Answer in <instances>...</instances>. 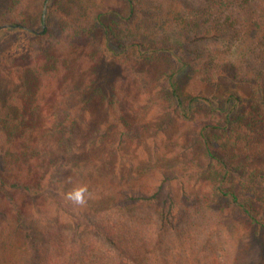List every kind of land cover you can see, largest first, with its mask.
<instances>
[{
    "label": "trees",
    "instance_id": "1",
    "mask_svg": "<svg viewBox=\"0 0 264 264\" xmlns=\"http://www.w3.org/2000/svg\"><path fill=\"white\" fill-rule=\"evenodd\" d=\"M7 24L0 264H264V0H0Z\"/></svg>",
    "mask_w": 264,
    "mask_h": 264
},
{
    "label": "rangeland",
    "instance_id": "2",
    "mask_svg": "<svg viewBox=\"0 0 264 264\" xmlns=\"http://www.w3.org/2000/svg\"><path fill=\"white\" fill-rule=\"evenodd\" d=\"M46 13H47V10H45V14H44L45 16H44V18L46 17ZM44 27H45V24H44ZM17 36H18V34H16V33H14V34L13 33H6L4 39H2V37H1L0 45H1V42L4 44V46L11 45L16 40ZM193 89L195 91H200V89H201L200 82L196 81L194 83ZM240 90L243 93H246V94L248 93V88L246 86H242L240 88ZM232 221L233 220H229L227 222L228 228L231 229L233 232H237L238 231L239 234H241L242 236H244L243 237V240H242L243 243L246 242V240H248L250 238L248 236V232L246 230V226L243 225L242 223H236L235 221L234 222H232ZM262 242L264 243V237L262 238Z\"/></svg>",
    "mask_w": 264,
    "mask_h": 264
},
{
    "label": "clouds",
    "instance_id": "3",
    "mask_svg": "<svg viewBox=\"0 0 264 264\" xmlns=\"http://www.w3.org/2000/svg\"><path fill=\"white\" fill-rule=\"evenodd\" d=\"M84 189H79L77 191H75L74 193L69 195V199L75 201L76 203H83V193H84Z\"/></svg>",
    "mask_w": 264,
    "mask_h": 264
},
{
    "label": "water",
    "instance_id": "4",
    "mask_svg": "<svg viewBox=\"0 0 264 264\" xmlns=\"http://www.w3.org/2000/svg\"><path fill=\"white\" fill-rule=\"evenodd\" d=\"M45 10H47V6L45 7ZM44 16H45V15H44ZM4 27H14V25H12V24H7V25H4V26H1V27H0V32H1L2 28H4ZM0 40H1V33H0Z\"/></svg>",
    "mask_w": 264,
    "mask_h": 264
}]
</instances>
